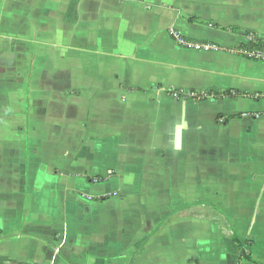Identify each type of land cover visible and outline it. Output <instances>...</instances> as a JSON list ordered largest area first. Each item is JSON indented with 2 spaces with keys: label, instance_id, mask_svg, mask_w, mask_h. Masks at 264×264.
Masks as SVG:
<instances>
[{
  "label": "crops",
  "instance_id": "1",
  "mask_svg": "<svg viewBox=\"0 0 264 264\" xmlns=\"http://www.w3.org/2000/svg\"><path fill=\"white\" fill-rule=\"evenodd\" d=\"M255 40L264 0H0V264H264Z\"/></svg>",
  "mask_w": 264,
  "mask_h": 264
},
{
  "label": "built area",
  "instance_id": "2",
  "mask_svg": "<svg viewBox=\"0 0 264 264\" xmlns=\"http://www.w3.org/2000/svg\"><path fill=\"white\" fill-rule=\"evenodd\" d=\"M171 34L175 38L176 42H178L181 46L195 48L197 50L216 48L214 44L209 42H194V41L186 40L181 34L176 32L175 30H172ZM236 52H239L248 58L264 60V40L263 41L255 40L254 44L251 47L240 46L236 49ZM173 94L176 97L179 95L178 92H174ZM192 95L196 98L199 97L195 93H193Z\"/></svg>",
  "mask_w": 264,
  "mask_h": 264
}]
</instances>
